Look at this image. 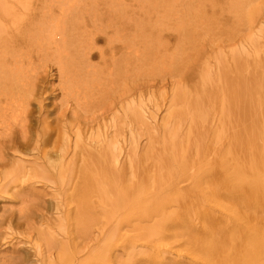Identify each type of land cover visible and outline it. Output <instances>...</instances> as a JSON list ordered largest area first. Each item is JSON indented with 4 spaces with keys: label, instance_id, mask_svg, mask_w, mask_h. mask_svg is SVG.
Instances as JSON below:
<instances>
[{
    "label": "bare ground",
    "instance_id": "obj_1",
    "mask_svg": "<svg viewBox=\"0 0 264 264\" xmlns=\"http://www.w3.org/2000/svg\"><path fill=\"white\" fill-rule=\"evenodd\" d=\"M2 199L0 264H264V0H0Z\"/></svg>",
    "mask_w": 264,
    "mask_h": 264
},
{
    "label": "rangeland",
    "instance_id": "obj_2",
    "mask_svg": "<svg viewBox=\"0 0 264 264\" xmlns=\"http://www.w3.org/2000/svg\"><path fill=\"white\" fill-rule=\"evenodd\" d=\"M49 73L50 74H54L55 73V70H54V72L53 71H49ZM54 75H53V77L52 76H49L48 79H49V82H51L54 86H57L58 85V81H57V79H55ZM56 95L58 96L57 91H54L53 92L50 89L48 91V93H47V96H46L48 98L45 101V107H47L49 111H52V112H50L51 113L50 114L51 115V118H53V116H54L53 103L52 102H53V100H58L59 99V98H56ZM55 102H57V101H55ZM153 107H154V105L153 106L152 105L150 106V103H149V106H147L149 112L151 113V111L153 110L152 111V114H155L156 115L157 113H156V111H154L155 108H153ZM31 110H32V113H31V117H30V123L32 124L33 130H34V132H41V130H43V128H42L43 126H42V124L40 122V119H41V116H42L43 111L40 110V108L38 107V104L37 103L36 104H33L31 106ZM51 126H55V123L52 122L51 123ZM43 190H45L46 192H50L51 191V189H49V187L43 188ZM47 198H49V197L47 196ZM3 200L4 199L1 200L0 205H4V206H7V207H10V204L11 203H9V202L8 203H4ZM16 207H18V206H16ZM14 236H13L14 237V240L13 241L16 244L15 245L14 244L13 245H6L5 247H9V248L15 247V248L19 249L22 254L28 252V248H27V245L24 242L25 240L23 239V237L21 238L20 235H18L16 233H14Z\"/></svg>",
    "mask_w": 264,
    "mask_h": 264
}]
</instances>
